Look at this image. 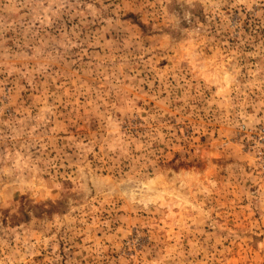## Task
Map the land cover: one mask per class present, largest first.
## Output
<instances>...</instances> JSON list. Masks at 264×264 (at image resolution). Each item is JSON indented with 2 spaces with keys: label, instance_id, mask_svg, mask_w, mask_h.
<instances>
[{
  "label": "rangeland",
  "instance_id": "374dc122",
  "mask_svg": "<svg viewBox=\"0 0 264 264\" xmlns=\"http://www.w3.org/2000/svg\"><path fill=\"white\" fill-rule=\"evenodd\" d=\"M0 264H264V0H0Z\"/></svg>",
  "mask_w": 264,
  "mask_h": 264
}]
</instances>
